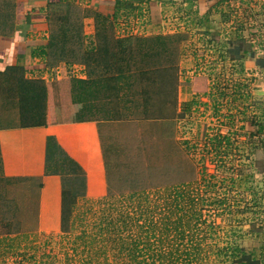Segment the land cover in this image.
<instances>
[{
	"label": "rangeland",
	"instance_id": "374dc122",
	"mask_svg": "<svg viewBox=\"0 0 264 264\" xmlns=\"http://www.w3.org/2000/svg\"><path fill=\"white\" fill-rule=\"evenodd\" d=\"M191 8L193 6L190 7L189 4L177 6L174 10L173 26L168 25L163 29L146 28L141 24L139 17L136 19L131 17L133 19L131 22L126 19L127 26L121 27L131 28L132 36L136 37L156 36L163 32L168 34V31H174L176 34L170 35L171 44L175 46L173 51L175 54L169 53L170 59L166 61L170 62L167 66L173 64L176 69L169 71L168 75H163L165 73L148 75L157 79L155 83L139 76V80L132 86H122L126 97L131 100L127 105L130 115L126 110L124 111L127 114L119 113V107L123 108V105H120L117 100L122 97L116 101L113 100L114 108L118 111L117 115L124 116L125 119L120 120L116 116L117 122L112 123V129L107 131L105 156L112 198L105 203L104 213L107 217L116 218L119 210L115 209L121 206L129 213L130 211L134 213L132 209L138 203L137 200L125 201L121 194L127 197L132 190L144 189L151 200L149 207L159 205L148 213L150 218L157 221L160 218L161 209H164L163 202L169 201L167 187L196 179L197 189L203 198L218 197L226 200L224 207L227 208L223 211H216L215 207L203 208V216L207 218L206 225L213 223L214 231L211 232L212 230L208 229L209 226H202L206 229L207 239L202 243L206 254L199 264H219V260L223 261V257L216 255L214 247L226 245L228 238L230 242L232 241L231 235H228L231 228H235L237 233L233 238L234 241L246 251L264 250V211L259 208L260 206H254L252 199L255 196L254 186L249 193L242 191L241 178L251 169L244 167L241 169L242 165H238L237 162L242 159L241 156L248 159L251 155L249 146L245 149L239 147L242 145L239 140L241 136L238 133L240 129L238 124L241 122L242 115L251 117V104L254 103L252 99L255 97L251 94V75L249 73L240 75L242 66H239V63L242 65V63L253 61L254 65H257L258 60L264 59V0H227L226 4L223 3L213 13L206 12L201 16L194 14ZM188 15L196 20L189 21ZM123 18L120 17V19ZM104 27L98 28L100 33ZM110 32L107 29L106 33ZM191 33L196 36V39L191 38L193 43L189 41ZM190 50L194 51L199 64L188 60L186 54ZM132 63L134 65L131 68L137 67L133 61ZM194 69L202 70L199 73L205 70L213 71L205 74L213 76L209 78V81H211V87L215 88V91H212L213 99L217 103V112L222 111L223 119L226 113H233L235 116L233 121H228L227 125L230 146L226 145L223 138L221 146L217 147V142L213 145L216 149L212 146L209 140L211 136L206 131L224 129L220 127L222 126L220 117L214 118L203 113L204 97H199L197 101L199 104L190 108L189 111L182 109V105L190 101L189 93L194 94L189 92L187 82L188 76L190 78L189 74ZM167 81L171 84V88L173 86L176 88L175 104H181L177 116L170 113L172 112L171 104L175 98L171 93L166 92ZM101 84L104 85L103 82ZM2 85L3 80L0 78V127L18 126L21 124L20 108L8 104ZM74 85V82H68L54 88L50 86L48 90L51 92L53 106L74 105L76 96ZM145 91H147L146 95ZM193 91L196 94L203 93L197 89ZM178 98L180 102L177 101ZM243 98L250 101H242ZM145 102L149 105V108L146 107V113L144 112ZM211 108L206 109L205 113L208 111L214 113L213 106ZM48 110L55 113L52 108L47 109L46 105V116L44 115L45 118L41 119L42 122L45 119L47 122ZM241 112L244 113L240 115ZM60 116L61 114L57 115V117ZM36 191L35 182L7 180L0 174V217L7 218L11 229L17 228L16 221L20 222V232L28 235L18 240L22 246L20 252L27 253L25 257L12 253L2 254L0 264H63V254L66 251L69 253L67 249L70 243L61 240L60 226L46 232L39 230L38 233L36 232ZM2 196L4 199H1ZM156 197L162 199L153 201ZM102 198L86 200V203L80 200L76 212L79 214L82 211L85 212L93 202V209L98 211L101 208L102 210L103 204L99 202ZM2 227L3 224L0 222V232ZM131 228L135 236L136 227L131 224ZM80 229L77 228L76 232ZM32 239L35 240V249L32 248ZM0 252H2L1 248ZM151 252L152 250L144 251L145 261L152 260L149 257ZM106 261L109 264H121L122 261L125 264H131L133 258L125 255L123 259H120L108 255ZM76 263H78L77 259Z\"/></svg>",
	"mask_w": 264,
	"mask_h": 264
},
{
	"label": "trees",
	"instance_id": "16d2710c",
	"mask_svg": "<svg viewBox=\"0 0 264 264\" xmlns=\"http://www.w3.org/2000/svg\"><path fill=\"white\" fill-rule=\"evenodd\" d=\"M132 3L129 0H115V15L112 19H117L116 13L122 10L128 12L127 15H124L125 17H132L130 13L138 9ZM222 4L223 1L220 3L217 1L214 8L217 9ZM48 6L49 13L45 19L49 24V37L46 45L40 47L41 49L38 51L39 56L47 58V67H52L60 62H80L88 70L90 67L93 69L100 67V71L97 73L95 70H89L88 76L105 77L104 81L109 82L110 90L114 88L117 93L122 89V86H132L139 80V76L155 83L157 79L148 75H160L159 73L168 75L169 71L176 69L173 64L167 66L170 62L166 61V59H170L169 53L172 54L175 48L171 44L172 37L170 35L111 39L108 37L109 33H106L108 27L105 26L101 33L99 30L96 31V42L85 44L82 19L87 17V14L88 16L94 15L97 20H102L104 17L98 13L89 14L73 0L48 2ZM196 13L198 14V9L194 10V14ZM14 15L15 3L12 0H0V34L12 32ZM100 27L102 26L98 28ZM263 60L257 61V67L264 69ZM132 61L137 67L131 68L134 65ZM2 80L6 101L8 104L20 108V125H40L45 117L47 105L45 83L39 79L25 78L23 71L18 67L8 68L2 74ZM167 83L166 92L171 93L175 98L174 101L171 100L173 112L176 105V95L174 94L176 88L174 86L171 88V84L168 81ZM245 99L241 100L245 101ZM258 106L261 111L260 117L264 118V103L259 102ZM146 107L149 108V105L145 102V113L147 112ZM255 107L257 106L255 105ZM258 129L262 130L261 122L258 124ZM224 140L229 146L230 140L228 138H224ZM212 141L213 143L217 142V147L221 144V139L218 137H214ZM213 147L216 149V146ZM52 152L58 155V158L56 157L58 160H54L55 162H52L51 159ZM65 163L69 164L67 167L72 168L73 166L74 170H79L74 161L69 159L49 137L47 139V165L49 167L47 173L57 174L56 165H59V169H61L60 238L62 241L70 243L67 249L69 253L66 251L63 254V264H109L106 261L108 255L120 259H123L125 255L128 258L130 256L133 258L131 264H199L204 259L206 250L202 243L205 242L207 236L206 229L202 226H209L208 229L212 230L211 232L214 231V228L213 223L206 225L207 218L203 216V208L215 207L216 211H223L227 208L224 207L226 206L225 199L203 198L197 189V180L190 179L179 185L167 187L169 201L163 202L164 209H161L160 218L157 221L150 218L148 213L159 205L153 208L149 207L151 200L144 189L132 190L127 197L121 194L125 201L137 200L138 203L132 209L134 213L131 211L129 213L121 206L119 209H115L119 210L116 218L107 217L104 213V205L112 198L107 172V195L99 200L103 204V209L99 208L98 211L93 209V202L89 209L79 214L76 212L79 201L86 203L84 198L85 178L81 171L74 173L76 175H71L70 171L66 172L67 167H63ZM1 199H4V196ZM160 199L162 198L156 197L153 198V201ZM254 206L257 204L255 203ZM0 222L3 224L0 232V248L2 250L0 255L12 253L25 257L27 253L20 252L22 246L18 240L28 235L20 232V222L16 221V229L10 228L6 217H0ZM131 224L136 227L135 236ZM77 228H81L79 232H76ZM34 235L36 234L34 233ZM228 235H231V242L228 238L226 245L222 247L215 245L214 247L216 255L223 257V261L219 260V264H264L263 249H253L248 252L236 244L233 239L237 235L235 228H231ZM34 241L32 239L33 249H35ZM149 250H152L149 253L152 260L147 262L144 260V251ZM76 259L78 263H76ZM121 264L125 263L122 261Z\"/></svg>",
	"mask_w": 264,
	"mask_h": 264
},
{
	"label": "crops",
	"instance_id": "0c3cea01",
	"mask_svg": "<svg viewBox=\"0 0 264 264\" xmlns=\"http://www.w3.org/2000/svg\"><path fill=\"white\" fill-rule=\"evenodd\" d=\"M53 1L57 2L58 0H12L15 3L12 32L0 34V78H2V74L8 68L18 67L23 71L25 78L43 81L47 87V109L52 108L55 112L51 113L48 110L47 122L45 119L40 125L0 127L1 176L7 180L36 183L37 233L38 230L46 232L52 228H59L61 219V169H59V165H56V170L53 167L51 168L57 171V174L47 173V170H49L47 165V139L51 137L62 152L74 161L79 168V170H74L73 166L72 168L67 167L69 164L66 166L65 163L63 167H67L66 172L70 171L71 175H76L74 173L81 171L83 174L85 178V200L100 199L107 195L105 156L107 131L112 129V123L117 122L116 116L120 120L125 119L124 116L117 115L116 112L118 111L114 108L113 100L116 101L119 97H122L117 100L120 105H123V108L119 107V113H126L127 111L129 115L127 105L131 102L130 98L126 97L125 89L122 88V93L120 92L121 90L119 91L120 93H117L114 88L110 90L109 82L106 83L104 81L105 77L88 76L89 70H95L97 73L100 71V67H95L94 69L90 67L88 70L80 62H60L52 65V67L46 66L47 58L39 56L38 51L41 49L40 47L46 45L49 37V24L45 17L49 13L48 2L52 3ZM217 1L219 3L221 1L225 4L227 3V0H129V2H133L134 7H138L135 10L137 13L132 12L130 16L135 19L139 17L141 24L146 26V28L158 27L163 29L168 25H172V22L175 21L173 16L177 6L189 4L191 7L192 5L193 8L191 9H198V14L201 16L205 15L206 12L213 13L216 10L214 5ZM73 2L80 6L82 10L88 11L89 14L98 13L104 17L102 20H97L94 15L88 16L87 14V17L82 19V32L85 44L97 41L96 31L99 26L108 27V31H111L108 37L111 39L136 37L135 35L132 36L131 28H121L127 26L126 19L128 22L133 20L131 17L127 18L124 16L128 12L122 10L116 13L118 15L117 19H112L115 15V0H73ZM120 17L124 18L120 19ZM187 18L189 21L196 20L189 15ZM170 34L174 35L176 33L168 31V34L163 32L156 36H167ZM149 37L155 36H143V38ZM191 38L196 39V36L191 33L189 37V41L193 43ZM186 55L190 62L199 64L194 51L190 50ZM254 64L253 61L242 63V65L239 63V66H242L239 71L240 75L243 76L244 73L251 75V94L255 97L252 99V103H254L251 104V117L240 113L242 117L240 119L241 122L238 124L240 128L238 133L241 136L239 140H241L240 144L242 145L239 147L245 149L246 146H249L251 155L248 156V159H244L241 156L242 159L237 162L238 165H242L241 169L243 167L251 169L249 173H246L241 178L243 183L242 191L249 193L253 189L252 186H254L255 196L252 199L264 211V118H260L261 111L258 106L259 102L264 103V69H260ZM194 67L196 68V66ZM200 71L202 70L194 69L189 74L190 78L188 76L189 92H194V94L189 93L188 98L190 101H188V104H183L182 109L189 111L190 108L199 104L197 102L199 97H204L203 113L214 118L220 117V122H222L220 127L224 129L221 131L218 129L206 131L211 136L209 140L212 144L214 137H218L221 140L224 138L229 139V134L227 133L228 121H233L232 119L235 116L233 113H226L223 119L222 111L217 112V103L213 99L215 88L211 87L212 84L209 81V78H213V76L205 74L213 71L205 70L203 73L201 72L202 74L199 73ZM56 82L58 86L68 82L75 83L76 96L74 105L64 107L60 104L53 106L51 92L48 89L50 86L56 87ZM100 82H103L104 85L102 86ZM194 89L203 93L196 94L193 91ZM245 100L246 102L250 101L248 99ZM177 101H179V98ZM211 104L214 113L210 111L205 113L208 109L210 110ZM180 106L181 104L177 103L173 112L170 113L173 116H177ZM186 106L187 108L185 109ZM58 114H61V116L57 117ZM52 116L57 119H53ZM260 122L262 123L261 131L258 129ZM212 132L214 134H211ZM240 152L243 155V152ZM51 157L52 162H55L54 160L58 158V155L52 152Z\"/></svg>",
	"mask_w": 264,
	"mask_h": 264
}]
</instances>
